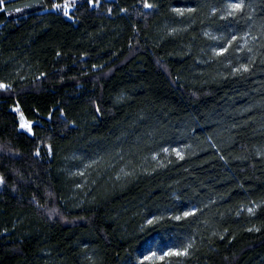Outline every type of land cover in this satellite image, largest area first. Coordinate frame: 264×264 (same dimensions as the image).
I'll return each mask as SVG.
<instances>
[{"label":"trees","instance_id":"obj_1","mask_svg":"<svg viewBox=\"0 0 264 264\" xmlns=\"http://www.w3.org/2000/svg\"><path fill=\"white\" fill-rule=\"evenodd\" d=\"M192 2L164 0L166 6ZM28 3L35 0H10L8 13L0 12V67L4 61H11L13 67L31 64L32 71L37 67L47 71L50 80L44 86L46 91L24 97L25 107H39L46 117L44 110L54 107L53 101L68 104L65 111L76 120L79 131H65L67 139L58 136L54 140L57 154L51 162L44 161L43 170L33 164L30 141H18L14 134L5 132L0 139H11L25 159H3L0 165L39 173L36 183L44 181L41 188L51 184L63 198L64 207L85 216L88 223L53 226L28 204L34 188L9 192L0 198V231L9 230L7 239L0 238V264H76L78 256L81 264H88L82 252L73 251L81 241L91 242L90 248L106 254L107 264H118L116 251L123 256L126 241L143 216L149 210L163 209L169 194L184 188H194L205 202L216 200L205 210L212 223L193 229L198 232L200 253L192 264H223L222 255L230 260L234 255V264H264V221H255L262 226L260 233H248L244 231L250 226L246 213L235 217L239 205L264 198V154L256 155L258 150L264 153V73L257 72L245 80H213L224 71L222 65L197 64L193 58L200 48L213 43L200 35L205 26L202 17L176 36L164 31V24L172 23L171 17L162 13L149 18L140 25L143 47L133 56L127 47L131 32L126 22L92 17L69 25L53 22L54 17L44 16L35 7L21 13L12 11ZM57 50L66 55L57 58ZM189 51L192 56L187 55ZM112 52L116 55H110ZM81 53H87V64H81ZM91 63L104 64L105 68L99 74L81 75V69L90 68ZM54 68H64L68 78L63 83L55 79ZM121 95L125 98L117 102ZM92 100L102 101L104 114L99 119H93ZM10 127V118L0 114V132ZM181 142L191 145L184 149L185 160L177 162L170 155L174 163L168 165L165 160L167 166L157 168L153 152ZM212 144L228 163L219 159ZM41 148L43 151V145ZM73 153L80 154L79 158L73 159ZM163 156L161 153L158 159ZM92 160L97 163L85 171L87 185L74 189V181L85 177L71 173ZM122 167L134 169V175L117 180ZM192 195L189 191V197ZM78 202H83L82 208L76 207ZM220 213L224 214L222 219ZM224 227L235 235L226 248L220 247L224 242L216 237L211 244L201 242L200 237H209L212 230L222 231ZM213 246L220 249L219 255L210 252ZM47 252L51 255L46 256Z\"/></svg>","mask_w":264,"mask_h":264},{"label":"snow or ice","instance_id":"obj_2","mask_svg":"<svg viewBox=\"0 0 264 264\" xmlns=\"http://www.w3.org/2000/svg\"><path fill=\"white\" fill-rule=\"evenodd\" d=\"M9 6L10 0H0V12L8 13ZM33 7L40 10L44 16L54 17L53 22L69 25L82 24L84 20L92 17L109 20L118 18V22H126L131 32L127 47L133 56L143 47L141 37L144 34L140 25L146 24L149 18L155 19L162 13L171 17L172 23L166 22L164 31L168 36H176L180 32H187L192 22L202 17L201 23L205 26L200 35L207 37L213 43L207 45L206 48H200L198 56L193 58L197 64L219 63L222 65L224 71L217 73L213 80L217 78L224 81L245 80L257 72L264 73V0H199V2L193 0L192 3L183 6H166L164 0H132L131 3L124 4H121L119 0H35V3L25 4L23 8L13 7L12 11L21 13L25 8ZM177 24L179 27L176 26ZM97 27L102 29L104 26L98 25ZM192 39L194 41L196 37L193 36ZM147 43L148 39L144 36V44ZM62 55L66 53L60 50L55 52L57 58ZM110 55L114 56L116 52ZM187 55L192 56L193 54L189 51ZM86 56L87 53H81V64H87ZM157 63L160 61L158 60ZM160 66L168 73L166 65L161 64ZM104 68V64L91 63L90 68L81 69V75H88L90 72L99 74ZM54 74L55 79L61 83L68 78L64 68H54ZM175 79L178 80L179 77ZM49 80L50 76L47 71L40 67L32 71L31 64L13 67V62L4 61V67H0V114L11 120V127L0 132V138H3L4 133L7 132L14 134L18 141H30L32 150L29 155L33 164L41 167V170H43L44 161L51 162L57 154L54 140L58 136L67 139L63 134L65 131H79L76 120L70 119V113L65 111L69 107L68 104L61 106L53 101L55 106L44 110L47 113L46 117L41 115L39 107H25L23 98L46 91L44 86L49 83ZM77 86L80 85L77 84ZM124 98L123 95L118 96L117 102ZM91 104L93 119L102 117L104 114L101 107L102 101L92 100ZM249 110L245 109V111ZM45 124L48 126L45 127ZM233 126L244 127L241 124ZM39 132L50 135L39 136ZM151 135L152 133H149L150 137ZM41 145H43V151ZM211 146L216 149L219 159L228 163L225 155L220 154V149L215 144ZM190 147L191 145L183 142L161 146L158 152H153L152 159L156 161L157 168H163L167 166L165 160L168 165L174 163L168 158L170 155H174L177 162L184 161V149ZM161 153L164 154L163 159H158ZM262 154L264 153L260 150L256 153V155ZM79 155L73 153L72 158L77 159ZM3 159L21 162L25 157L11 139H0V160ZM121 159H123L122 156ZM96 163L95 160L89 161L85 163L84 168H77L71 175L85 177L86 169ZM134 171V169L129 171L122 167L115 178L117 180L126 179L133 176ZM38 179L39 173H29L22 168L0 165V198L9 192L17 194L23 188H34L28 204L52 222L53 226L55 223L77 224L78 221L87 225L88 221L85 216L73 213L64 207L63 198L51 184L41 188L44 181L41 180L40 184H37ZM87 183L86 177L83 181H74V189L82 190ZM239 187L244 188V185L240 184ZM189 191L193 193L191 197H189ZM41 192L43 195H40ZM84 194L87 195V193ZM199 197L200 193L194 188L174 189L169 194V203L163 209L149 210L143 216L142 222L127 239V247L124 249L123 256L120 251H116L118 264L120 262L122 264H192L193 257L200 253V248L197 246L198 232L193 229L201 223L205 225L212 223L207 218L205 210L210 204H216L215 199L205 202ZM76 207L82 208L83 202H78ZM242 213H246L247 224L250 225L246 226L244 231L260 233L262 226H258L255 221H264V198L250 199L246 204L239 205L238 210L235 211V217H241ZM223 215V213L219 214L221 219ZM70 216L73 219H69ZM14 231L15 225H13ZM8 232L7 228L0 231V238L7 239ZM212 237L224 242L220 245L224 248L235 239V235L229 233L228 227H224L222 231L214 229L209 237H200V239L202 243L211 244ZM104 239L107 238L104 237ZM90 243L81 241L77 247L73 248V251L82 252L88 264H107L106 254L90 248ZM108 246L111 245L108 244ZM209 250L213 254H220V249L217 247H210ZM45 255L50 256L51 253L47 252ZM222 261L223 264H234L235 256L233 255L230 260L228 255H222ZM76 264H81L79 256Z\"/></svg>","mask_w":264,"mask_h":264}]
</instances>
